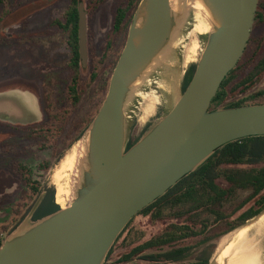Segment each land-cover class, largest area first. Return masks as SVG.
Masks as SVG:
<instances>
[{
	"label": "water",
	"instance_id": "95a60500",
	"mask_svg": "<svg viewBox=\"0 0 264 264\" xmlns=\"http://www.w3.org/2000/svg\"><path fill=\"white\" fill-rule=\"evenodd\" d=\"M188 1L179 0L181 10L175 11L171 0H141L105 100L90 126L74 200L24 230L17 228L0 248V264H105L131 220L217 148L264 135V103L211 110L222 82L244 55L259 0H203L212 31L190 84L171 110L127 150L129 99L168 51ZM79 13L86 66L87 12L82 3ZM42 116L35 93L18 88L0 92V120L32 124Z\"/></svg>",
	"mask_w": 264,
	"mask_h": 264
},
{
	"label": "rangeland",
	"instance_id": "374dc122",
	"mask_svg": "<svg viewBox=\"0 0 264 264\" xmlns=\"http://www.w3.org/2000/svg\"><path fill=\"white\" fill-rule=\"evenodd\" d=\"M84 2L85 9L87 10L89 57L82 71V77L87 81L90 70L96 66L99 69V76L91 86L85 85L86 92L74 113L71 112V103L66 95V86L73 74L71 69L67 68L66 65L71 54L67 42L68 35L57 23L66 22L70 0H4L0 4V80L15 79L16 82L10 83L9 86L20 85L21 87L27 86L31 89L37 88L40 93L42 89L41 82H44L46 95L47 91L51 89L49 88V85H51L49 79L53 76L54 80H57L58 83H54L52 86L56 92L52 95L53 108L49 107L53 110L56 109V104H59L63 106L60 107L61 109L71 112L66 132V134L68 132L69 134L65 136L67 137L66 142L84 130L82 137L66 151L59 161L51 159L49 150L38 151L37 155L20 154L18 151L14 152L18 154V158L33 168L36 178L42 180L44 184L54 187L55 191L57 190L56 175L61 170L64 158L88 136L90 126L105 100L109 88L108 83H110V78L126 44L129 32V29L126 28L120 32H116L113 29L117 10L121 7L124 8L128 0H84ZM97 2L99 3L98 5ZM186 10L184 20L174 34L172 40L174 45L171 44V50L166 51L143 80L136 85L129 99L126 108L128 143L143 137L171 110L180 95L184 92V81L189 69L191 66L197 65L201 58L207 43L208 34L192 35L195 24L193 13L189 5L186 6ZM258 12L262 13V15L255 23L247 57L243 62L242 68L237 73V78L230 84V89L264 57V0H260ZM195 39L196 41L198 40L199 46L196 48L197 53H191L188 48ZM109 41L113 42L110 49H108ZM19 45L23 48H20ZM17 62L22 67L19 71L13 66ZM26 69L31 70L32 75L29 76ZM15 76L21 77V79H18L19 81L17 82ZM261 88H264V75L261 81L250 90L242 91L238 89L236 92L231 93L228 101L247 98L252 92ZM31 89L29 91L35 93ZM50 96L51 94L49 93L47 102L50 101ZM42 114L41 121L45 117L43 111ZM0 123L2 124H0V234L6 236L7 239L12 234H8L9 228L4 226L8 223L11 209L19 197L21 183L10 173L7 167L3 166V160L7 157L5 152L12 151L11 142L16 143L19 147L23 145V147H26L25 149L28 147L29 151H36L38 146L27 141L19 129L22 126L30 124H21L19 126L3 120H0ZM8 143L11 145L8 146ZM85 158V155L79 156L73 168L64 170L62 173V182L68 190V194L65 196L67 202H65V205L67 207L76 196ZM46 159H51L52 165L47 172L40 171L37 166L42 160ZM223 184L227 185L226 183ZM59 204L63 208V204ZM258 217L256 216L248 220L244 225L217 238L215 240V252L210 260V264H217L216 258L233 241L239 230ZM182 221L184 220L168 219L153 221L149 216L142 215L135 217L133 223L123 234L115 246L111 257L105 264H123L120 261L121 256L129 252L135 245L145 242L160 233L170 222L180 223ZM33 224L34 222H32L30 217H27L16 232L24 230ZM4 229L6 230L4 231ZM217 229L213 233H216ZM128 238L133 239L135 243L133 245L126 244L125 240ZM198 240L197 238H192L178 242L173 246L191 245L197 243ZM247 241L258 248L261 264H264V234L252 231L248 234ZM167 249L168 247H162V249L158 250ZM237 249L238 251H236ZM158 250H150L148 252H156ZM196 250L198 249H195L193 255ZM239 251L240 247L234 246L229 256L226 257L225 263L229 264L230 260L235 258ZM138 261H141V259H138Z\"/></svg>",
	"mask_w": 264,
	"mask_h": 264
},
{
	"label": "trees",
	"instance_id": "16d2710c",
	"mask_svg": "<svg viewBox=\"0 0 264 264\" xmlns=\"http://www.w3.org/2000/svg\"><path fill=\"white\" fill-rule=\"evenodd\" d=\"M3 1L0 0V4ZM140 2L141 0H128L124 8L121 7L117 10L115 22L113 23V29L116 32H120L124 28L129 29ZM81 3L84 4V0H70L66 23L59 22L60 26L71 32L74 51L72 68L75 73L70 87L72 91L76 89L81 69L79 52V7ZM261 15L262 13L258 12L257 18H260ZM253 32L243 57L222 82L217 95L212 101L211 110L264 103V88L257 89L247 98L228 101L231 93L236 92L238 89L242 91L250 90L261 81L264 75L263 57L253 66L250 72L230 89V84L237 78V73L247 57ZM196 67L195 64L189 69L184 84L187 80L188 82L183 86V91L190 84ZM78 102L79 97L76 96L74 106ZM60 107L63 106L56 104V109L51 110L49 103H47L43 121L19 128L27 141L38 146L36 151H29V148L25 149L26 147H23V145H21V149L13 142H11L12 145L8 143V146L11 145L12 151L5 152L7 157L3 160V166L7 167L10 173L21 183L19 197L11 209L8 223L4 226L9 228L8 234H12L29 216L32 222L36 223L61 209V205L56 201L55 188L36 178L33 168L18 158V154L14 153L18 151L20 154L37 155L38 151L49 150L51 159L59 161L84 133V130L80 131L66 142L67 137L65 136L69 134V132L67 134L66 132L71 112ZM139 139L130 141L127 150ZM51 159L42 160L37 166L38 169L47 172L52 165ZM263 212L264 135L248 136L228 142L217 148L196 170L182 177L175 186L171 187L163 196L157 198L155 202L137 215L149 216L153 221L168 219H183L184 221L180 223L170 222L160 233L145 242L135 245L129 252L123 254L120 261L121 263L146 264L135 262L138 258L143 261L148 260L149 264H159L158 262L161 261L167 263L180 261V264H210L215 252V240L217 238L244 225L248 220ZM135 217L115 242L106 261L111 257L115 246L133 223ZM216 229L218 231L213 233ZM2 233L4 232L2 231ZM192 238L199 240L191 245L173 246L178 242ZM5 241L6 236L0 234V248ZM125 241L128 245L135 243L133 239L129 238ZM164 246H170L171 248L165 251L158 250ZM195 249L198 250L193 255ZM150 250L158 251L148 252ZM146 252L148 253L144 255Z\"/></svg>",
	"mask_w": 264,
	"mask_h": 264
},
{
	"label": "bare ground",
	"instance_id": "6f19581e",
	"mask_svg": "<svg viewBox=\"0 0 264 264\" xmlns=\"http://www.w3.org/2000/svg\"><path fill=\"white\" fill-rule=\"evenodd\" d=\"M187 4L190 6V9L192 10L193 18L195 22L192 35L195 36V34L210 33L212 31V21L210 17V11L208 7L206 6V4L203 2V0H191ZM171 5L175 11L181 10L182 4L179 3V0H171ZM197 41L196 39L192 41L190 47L188 48V50L191 53L196 52V48L197 46H199ZM171 44L174 45V42L172 41ZM170 46L168 48V51L171 50ZM187 82L188 80L186 81V83ZM89 140L90 138H89V133H88V136L83 141H81L77 147L73 148L69 154L66 155V157L64 158L61 164V170L56 175V179H57V180L55 179L56 185H57L56 198H57L58 203L63 204V208H67V206L65 205V202H66L65 196L68 194V190H67V187L62 182V179H63L62 173L64 172V170L72 169L76 162V159L79 156L87 155L88 147H89ZM53 207H54V204H53ZM252 231L264 234V213L261 214L253 222L246 224L239 230L237 235L234 237L233 241L216 258L217 264H228V263H225V259L227 256H229L234 246L240 247V251L235 256V258L230 260L229 264H261L260 255L258 253V248L249 244V242L247 241V236ZM236 251H238V249Z\"/></svg>",
	"mask_w": 264,
	"mask_h": 264
},
{
	"label": "flooded vegetation",
	"instance_id": "af4514ba",
	"mask_svg": "<svg viewBox=\"0 0 264 264\" xmlns=\"http://www.w3.org/2000/svg\"><path fill=\"white\" fill-rule=\"evenodd\" d=\"M259 3H260V0H259ZM259 3H258V9H259ZM84 6H85V3H84ZM258 9H257V12H256V20H255V23H256V21H257V13H258ZM86 12H87V10H86ZM67 14H68V12H67ZM67 14H66V17H67ZM87 16V15H86ZM58 23V26L64 31V32H66L67 33V35H68V38H67V42H68V46H69V48H70V56H69V60L67 61V63H66V65H67V68H70L71 69V71H72V77H71V80L70 81H68V84H67V99L70 101V103H71V112L72 113H74L75 112V109H76V107L78 106V104L81 102V100H82V97H83V95L85 94V92H86V87H85V85L86 84H88V85H92L95 81H96V79L98 78V76H99V69H98V67L96 66V67H94L92 70H90V74H89V76H88V78H87V81H85L84 79H83V75H82V71L84 70V64H83V59H82V56H81V50H80V13H79V52H80V65H81V69H80V77H79V81H78V84H77V86H76V89H75V91H72L71 89H70V87H71V85H72V82H73V76H74V70H73V68H72V59H73V56H74V51H73V43H72V38H71V32H70V30H68V29H66V28H64V27H62V26H60L59 25V22H57ZM61 23H63V22H61ZM66 23V22H65ZM87 29H88V24H87ZM112 43L113 42H111V41H109V44H108V49H110L111 48V45H112ZM19 47L20 48H23V47H21V45H19ZM87 48H88V44H87ZM88 57H89V53H88ZM87 61H88V59H87ZM13 64V63H12ZM21 64L20 63H14L13 64V66L14 67H16L17 69H18V71H19V69L20 68H22L21 66H20ZM8 67V66H7ZM2 68V67H1ZM26 72L29 74V76L30 75H32L31 74V70H28V69H26ZM62 75V74H61ZM16 77V76H15ZM61 77V76H60ZM26 78V77H25ZM24 78V79H25ZM27 78H29V77H27ZM16 79H17V82L19 81L18 79H21V77L20 78H18V76L16 77ZM13 82H16V80L14 79V80H9V79H2V80H0V90H9V89H13V88H23L24 90H29V89H31V88H28L27 86H25V87H21L20 85H15V86H9V84L10 83H13ZM42 83V89H41V93L39 92V90L37 89V88H35V89H31L32 91H34L37 95H38V97H40V104H41V108H42V111L45 113V109L47 108V103H49V106L51 107V108H53V101H52V95L56 92L55 90H53V84L54 83H58V81L57 80H54V78H53V76L49 79V83L51 84V85H49V88H51L50 90H48L47 91V93H46V95H45V88H44V82H41ZM8 84V85H7ZM51 94V96H50V101H48L47 102V96H48V94ZM76 96H78L79 97V102L76 104V106L73 108V106H74V98L76 97ZM4 123V122H3ZM17 125H21V124H17ZM164 247H168V249H170L171 247L170 246H164ZM167 249V250H168ZM163 251H165V250H163ZM148 252H146V253H144V255L145 254H147ZM135 262H141V263H146V264H149L150 262L148 261V260H145V261H143V260H141V261H138V258L136 259V261ZM178 262V263H177ZM177 262H172V263H167V262H165V261H161V262H158L159 264H180V261H177ZM133 262H126V263H123V264H132Z\"/></svg>",
	"mask_w": 264,
	"mask_h": 264
},
{
	"label": "crops",
	"instance_id": "0c3cea01",
	"mask_svg": "<svg viewBox=\"0 0 264 264\" xmlns=\"http://www.w3.org/2000/svg\"><path fill=\"white\" fill-rule=\"evenodd\" d=\"M2 91H6V90H0V92ZM36 96L38 97V95L36 94ZM38 100H39V97H38ZM39 104H40V100H39ZM40 107H41V104H40ZM42 109V108H41Z\"/></svg>",
	"mask_w": 264,
	"mask_h": 264
}]
</instances>
